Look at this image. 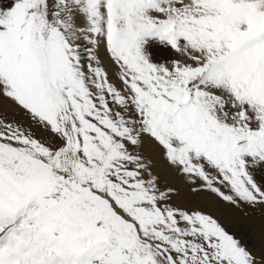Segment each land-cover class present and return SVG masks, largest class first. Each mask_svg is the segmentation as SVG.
<instances>
[{"label":"snow or ice","instance_id":"1","mask_svg":"<svg viewBox=\"0 0 264 264\" xmlns=\"http://www.w3.org/2000/svg\"><path fill=\"white\" fill-rule=\"evenodd\" d=\"M261 174L264 0H0V264H264Z\"/></svg>","mask_w":264,"mask_h":264},{"label":"rangeland","instance_id":"2","mask_svg":"<svg viewBox=\"0 0 264 264\" xmlns=\"http://www.w3.org/2000/svg\"><path fill=\"white\" fill-rule=\"evenodd\" d=\"M146 51L150 54L154 62H164L166 60L174 58V50L170 46H165L163 43L159 42L157 38H149L148 44L145 45ZM106 64L109 66L110 73L113 71L110 62L105 59ZM260 179H264V174L259 176ZM178 182V181H177ZM242 221L247 224H251L254 221V227H252L251 233H239L244 242L249 244V246L259 244L261 242L262 236V225L260 223L259 217H240Z\"/></svg>","mask_w":264,"mask_h":264}]
</instances>
